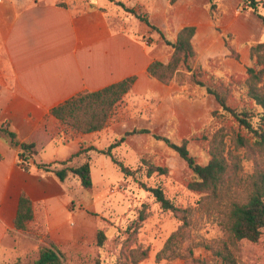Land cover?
Masks as SVG:
<instances>
[{
	"label": "crops",
	"instance_id": "1",
	"mask_svg": "<svg viewBox=\"0 0 264 264\" xmlns=\"http://www.w3.org/2000/svg\"><path fill=\"white\" fill-rule=\"evenodd\" d=\"M120 1L145 14L169 40H174L182 27L194 26L192 42L206 72L208 65L214 66L211 70L229 74L245 72L249 63L247 43L264 41L262 20L251 9L241 12V0H217L221 14L216 24L209 15V0H176L171 5L168 0ZM119 21V27L111 25L109 11L100 0H0V125L14 132L18 142L32 143L35 151L42 141L54 143L48 145L52 155L49 161H38L32 155L25 169L19 164L17 149L0 137V264H27V259L37 258L39 245L47 243L29 236V228L34 234L44 231L68 257L85 251L83 243L93 240L100 229L87 220L69 236L62 210L70 208L67 195L71 179L78 178L69 174L60 180L35 163L58 165L81 148L105 149L125 131L148 128L149 133L129 135L117 151H112L141 156L148 149L136 145L138 140L152 134H173L181 140L203 127L210 111L219 108L212 95L177 97L185 86L175 80L163 84L149 76V63H166L172 47L127 11L119 14ZM224 33L233 34L239 59L230 55ZM129 76H135V81L113 108L107 125L98 131L65 130L51 114L52 108L80 93L99 90ZM66 151L70 155L62 157ZM87 154L90 168L93 157L109 158L92 150ZM120 174L119 184L124 186L126 177ZM21 194L32 201L34 211L25 231L15 229L13 223ZM88 194L86 207L91 210L97 194Z\"/></svg>",
	"mask_w": 264,
	"mask_h": 264
},
{
	"label": "rangeland",
	"instance_id": "2",
	"mask_svg": "<svg viewBox=\"0 0 264 264\" xmlns=\"http://www.w3.org/2000/svg\"><path fill=\"white\" fill-rule=\"evenodd\" d=\"M100 2L109 11L111 25L114 28L119 27L121 22L119 21V14L125 12L123 8L117 5L113 7V0H100ZM258 10L264 14V8H261L260 4H258ZM240 11L242 12V8ZM259 32L261 33V29ZM257 42L264 41H250L247 45L250 48L251 44ZM230 43L237 52L233 38ZM249 65H251L250 60L247 66ZM210 66H207V72L202 68L204 71L202 80L209 82L210 78H216L227 82L228 76L232 75L237 84L230 87L231 91L227 94L228 103L238 108L244 104L252 106V101L246 98L244 86V81L248 76L246 70L243 73L229 74L217 69L211 70L214 66ZM260 67L257 66L256 70H259ZM188 74L185 68L180 69L177 73L175 82L186 88L177 92L176 96L193 99L206 95L204 87L187 80ZM259 86H264V76L259 82ZM217 111L218 113L214 117L209 113L206 124L186 137L188 140L187 148L196 162L205 164L208 161L210 139L215 130L222 127L224 154L228 158L229 153L238 155L243 168L240 174L251 171L254 161L263 164L264 153H252L246 148L236 147L232 139V128L238 129L236 121L231 115L223 112L220 107ZM240 131L242 134L248 135L245 130ZM191 135L194 136L191 137ZM149 136L147 139L142 138L136 142V145L148 149L141 156L138 155L133 158L130 154L122 155L121 151L114 154L117 159L132 169L140 165L137 171L126 177L123 187H119L121 174L118 168L103 155L92 158V188L84 189L79 185L77 179H71V188L67 195L71 203L70 208L68 211L62 210L64 225L65 228L69 229V236H73L71 230H77L88 220L95 222L97 227L104 231L105 240L102 247L96 246L95 237L93 240L84 242L85 251L74 254L73 257L66 256L62 248L57 247L62 253L63 264H94L97 257L103 264H122L123 261L129 262L132 258L139 256L137 252L133 255L131 251L145 249L146 256L139 259L137 264H197L193 262L194 258L205 260L208 264L214 263L212 253L206 246H215L218 241L225 239V231L220 225L225 204L242 195L244 189L242 185L244 184L237 183V181L229 183L227 189L222 190V196L218 198L220 199L219 202L203 198L204 193L193 190L189 185L195 176L186 162L162 140L155 139L152 135ZM166 137L174 142L179 143L181 141L173 134ZM47 140L46 142L42 141L36 147L34 158L38 161L46 162L52 157L48 145L54 146V143H51L49 139ZM58 146L62 149L68 148L64 147L63 144H58ZM118 148L117 146L112 151H117ZM67 151L62 154V157L70 155L67 154L69 153ZM70 151L72 150L70 149ZM145 161L165 166L166 173L157 174L154 172L147 177ZM139 181L146 182L151 186L160 185L166 197L172 199L179 211L163 209L150 192L141 188ZM89 192L97 194L90 205L89 209L91 210H87L88 207H86L88 200H90ZM140 211L145 214L142 221H138ZM178 228H180L179 233L173 235ZM38 232L36 234L39 235L34 234L31 228L27 231L29 236L48 243L49 238L44 235L45 232L42 230H38ZM233 252L237 264H264V230L256 241L245 239L237 241L233 247ZM27 261L29 263L32 260L27 259Z\"/></svg>",
	"mask_w": 264,
	"mask_h": 264
},
{
	"label": "trees",
	"instance_id": "3",
	"mask_svg": "<svg viewBox=\"0 0 264 264\" xmlns=\"http://www.w3.org/2000/svg\"><path fill=\"white\" fill-rule=\"evenodd\" d=\"M176 0H168L169 4H173ZM242 10L251 9L263 22L264 14L258 10V4L264 8V0H241ZM123 10L133 14L136 18L143 21L148 27L157 31L164 44L172 47V52L166 63L153 60L147 67L149 76L157 79L163 84H169L175 80L177 73L182 68L189 73L187 80L200 87L205 88V94L212 95L218 102L220 109L231 115L237 123V128L233 130L232 139L237 148H246L252 153H264V86H259V82L264 76V42H257L250 45L249 60L251 65L246 67L247 79L244 81L246 98L252 101V106L244 104L240 108L233 107L228 103L227 94L232 85L237 81L232 75L228 76V81L222 79L210 78L209 82L201 79L203 69L197 62V50L195 49L192 37L195 33V27L192 25L182 27L174 40L167 39L160 29L153 25L145 14H138L134 9L128 8L120 0L115 2ZM62 4V3H61ZM217 0H209L208 11L211 19L216 24L221 11H218ZM216 29H220L216 26ZM224 44L229 49L230 55L235 59H239L230 40L233 38L232 33L222 34ZM257 66H261L256 70ZM135 76L126 77L118 82L112 83L104 88L96 91L80 93L51 109V114L58 120L63 129L72 130L80 133H89L98 131L107 125L108 119L115 105L121 100L123 95L129 91ZM243 86V85H241ZM218 113L217 110L210 112L214 117ZM240 130H245L248 135H244ZM222 127H219L213 133L209 145V159L205 164L197 163L195 158L190 154L187 148V138L174 142L166 136L160 134H152L155 139L162 140L169 148L174 150L177 155L186 162L188 168L195 176L190 182L193 190L204 193L203 198L211 201L219 202L222 196V190L227 189L229 183L237 181L244 185L243 193L238 199H232L225 204L223 210V219L220 225L225 231V239H221L214 245H207L214 258L213 264H237L233 247L236 242L242 239L248 241H256L264 230V163L254 161L251 171L243 172L240 158L237 154L231 155L229 158L224 154V142L221 134ZM148 128H133L125 131L118 139L111 142L105 149H96L88 147L79 149L67 160L59 162L58 165L45 163H35L36 167L44 171L54 173L60 180H64L69 174L77 176L79 185L84 189L92 187V176L90 168V158L88 151H96L110 158L121 173L125 177L132 175L137 171L140 165L132 169L117 159L112 153V149L124 142L125 138L132 134L149 133ZM192 134V133H191ZM194 135H191L193 137ZM0 137L5 139L11 148L17 149L19 164L27 169L29 160L36 153L32 143L18 142L15 139V133L0 125ZM83 155L84 159L79 158ZM78 159L73 160L74 157ZM82 157V158H83ZM80 160V161H79ZM146 162V161H145ZM165 166H159L146 162V174L149 177L152 173H166ZM141 188L150 192L156 201L160 203L163 209L179 211L172 199L166 197L160 185H148L146 182H140ZM218 204V203H217ZM33 204L25 195L19 197L18 208L13 220L15 229L25 231L28 229L29 223L33 220ZM145 214L140 211L138 221H142ZM178 228L173 235L178 234ZM105 240V234L102 229H98L95 233V244L102 247ZM138 253L137 258H132L129 262L123 261L122 264H137L139 259L146 256V249L142 251L133 250L131 253ZM197 264H208L205 260L197 258L193 259ZM64 259L62 253L57 246L49 241L47 244H41L38 247V256L27 264H63ZM20 264V263H16ZM94 264H103L99 257Z\"/></svg>",
	"mask_w": 264,
	"mask_h": 264
},
{
	"label": "built area",
	"instance_id": "4",
	"mask_svg": "<svg viewBox=\"0 0 264 264\" xmlns=\"http://www.w3.org/2000/svg\"><path fill=\"white\" fill-rule=\"evenodd\" d=\"M119 187H123V185L120 184Z\"/></svg>",
	"mask_w": 264,
	"mask_h": 264
}]
</instances>
